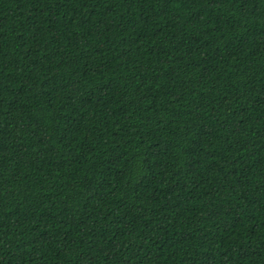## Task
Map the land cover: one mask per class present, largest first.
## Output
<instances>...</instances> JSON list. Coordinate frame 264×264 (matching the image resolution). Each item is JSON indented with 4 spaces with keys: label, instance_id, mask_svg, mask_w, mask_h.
Returning <instances> with one entry per match:
<instances>
[{
    "label": "trees",
    "instance_id": "obj_1",
    "mask_svg": "<svg viewBox=\"0 0 264 264\" xmlns=\"http://www.w3.org/2000/svg\"><path fill=\"white\" fill-rule=\"evenodd\" d=\"M0 264H264V0H0Z\"/></svg>",
    "mask_w": 264,
    "mask_h": 264
}]
</instances>
